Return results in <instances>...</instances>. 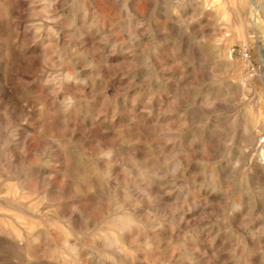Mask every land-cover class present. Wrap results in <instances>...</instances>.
<instances>
[{"label":"clouds","instance_id":"clouds-1","mask_svg":"<svg viewBox=\"0 0 264 264\" xmlns=\"http://www.w3.org/2000/svg\"><path fill=\"white\" fill-rule=\"evenodd\" d=\"M0 264H264V0H0Z\"/></svg>","mask_w":264,"mask_h":264}]
</instances>
